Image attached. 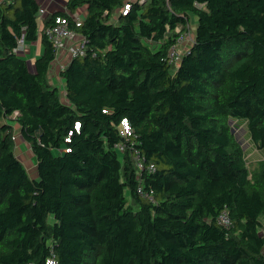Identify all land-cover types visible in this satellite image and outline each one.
I'll use <instances>...</instances> for the list:
<instances>
[{"label":"trees","instance_id":"16d2710c","mask_svg":"<svg viewBox=\"0 0 264 264\" xmlns=\"http://www.w3.org/2000/svg\"><path fill=\"white\" fill-rule=\"evenodd\" d=\"M84 8L77 28L68 14ZM66 9L0 2V264H264V0ZM60 18L86 40L60 73L65 101L46 35ZM193 20L194 44L170 64ZM21 40L44 49L34 71Z\"/></svg>","mask_w":264,"mask_h":264},{"label":"built area","instance_id":"2783aa9c","mask_svg":"<svg viewBox=\"0 0 264 264\" xmlns=\"http://www.w3.org/2000/svg\"><path fill=\"white\" fill-rule=\"evenodd\" d=\"M129 11H130V6L127 5L125 7L124 14H127ZM45 14L46 12L44 10H40L39 13L40 18H43ZM68 15L71 16L77 28L82 27L85 17H82L78 14H74V15L68 14ZM46 35L57 51V60L54 66L58 64L60 60V56L63 53L68 54V58L71 61L75 58L83 57L85 55L86 40L84 37L78 35L72 30L70 21L67 18L57 19L56 25L48 29ZM194 40H195V36L192 35L191 30L187 34L183 35L179 39L178 45L169 54L170 64L177 65L180 62L181 57L185 54V53L182 54L180 48L187 44H189V47H191L194 44ZM27 52L28 50L26 48L25 41L21 40L19 42V48L17 50V53L20 56H25ZM61 69L63 71L65 68H61ZM123 126L125 128V132L129 133L130 127L127 121L123 123ZM119 150L123 151V148H120ZM139 167L141 170L144 169L141 164H139ZM150 170L154 171V167H151ZM218 221L220 225L226 228H229L231 226V220L229 218L228 212H223L219 217Z\"/></svg>","mask_w":264,"mask_h":264},{"label":"crops","instance_id":"0c3cea01","mask_svg":"<svg viewBox=\"0 0 264 264\" xmlns=\"http://www.w3.org/2000/svg\"><path fill=\"white\" fill-rule=\"evenodd\" d=\"M1 2V0H0ZM67 2L68 0H38V3L41 7V10H44L46 12V14L51 15L57 12H61V11H66L67 9ZM78 15L82 16V17H86L87 15V8L81 9L77 12ZM26 48L28 50V52L26 53V55L24 56V58L28 61V63L31 61L32 63H34L36 61L37 58H39L42 54H43V47L41 45V43H37L34 45H27L26 44ZM71 63V60H69L68 58V54L63 53L60 56V60L58 62V64H56L54 66V68L52 69V74H51V78H55L56 76L60 77V73L59 72L57 75H55L56 71H58L61 68H66L69 64ZM61 80V78H56L54 79V83L57 81L59 82ZM63 83V81H62ZM58 88L59 85L55 84ZM63 87H64V83H63ZM15 131H17V133L19 134V136H21V130L19 128V126H15ZM23 143H25L23 141ZM26 146H23L24 148H27V150H30V147L25 143ZM31 152V150H30ZM248 154L249 157L251 158V160L258 155V153L254 152L252 149L248 150ZM32 153V152H31Z\"/></svg>","mask_w":264,"mask_h":264},{"label":"rangeland","instance_id":"374dc122","mask_svg":"<svg viewBox=\"0 0 264 264\" xmlns=\"http://www.w3.org/2000/svg\"><path fill=\"white\" fill-rule=\"evenodd\" d=\"M137 1V0H136ZM191 32L192 35L195 36V29L197 26V23L195 20H193V22L191 23ZM188 45V46H187ZM185 46H182L180 48V51L183 53H186L189 51V44H187ZM24 58V56H22ZM29 67L31 69V71H34V63H32L31 61L29 62ZM62 71V69H61ZM60 69L58 71H56L55 75H57L59 72H61ZM58 79L60 78L59 76H56L55 78H52V82L53 84H57L60 87V91L62 93V99L65 101L66 99V92H65V86L63 87V83L62 80H60L59 82H55L54 83V79ZM239 129H242V133L240 134V138L242 139V141L244 142L245 147L248 148L252 147L251 143H250V137H249V133L245 127V124L239 125ZM16 135V154L17 157L22 161V163L25 165L26 169L28 170L30 176L32 178H37L38 177V171H37V163L36 160L34 158V156L32 155V153L30 152V150H27V148H24L23 146H26L25 143H23L22 137L19 136V134L15 133ZM260 156H257L255 158H253L252 160H250V162L252 163L251 166H254L256 164V162L260 159Z\"/></svg>","mask_w":264,"mask_h":264}]
</instances>
